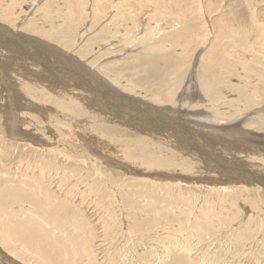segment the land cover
Here are the masks:
<instances>
[{
  "label": "bare ground",
  "instance_id": "obj_1",
  "mask_svg": "<svg viewBox=\"0 0 264 264\" xmlns=\"http://www.w3.org/2000/svg\"><path fill=\"white\" fill-rule=\"evenodd\" d=\"M87 1L89 2V0H86V2ZM99 1L103 2L104 0H98L97 2H99ZM115 1L116 0H114V2ZM117 1H116V3H117ZM5 2H7V1L5 0ZM9 2H11V0L8 1V3ZM31 2H32V0H31ZM47 2L50 3V0L46 1V3L44 1V3H45L44 6L42 8H40L43 11L44 16L46 18L44 16L43 17L47 21H51L53 14H55V13L58 14V12L61 11L62 14L60 12L59 16L61 18V16L63 15V17H62L63 22L57 24V27H54V26L52 27V24H51L52 29L43 30L41 28L39 29V28L35 27V25L33 24V21L28 20L27 16H26V18L25 17L23 19L21 18L22 20L19 24L17 22L16 28H18L20 26L21 30H25L28 33H34V34H37L40 36L46 35V37H48V40L50 39L52 41H58L60 43H63L67 47H68L69 43H71L73 45V44H76L78 40H81L80 42L78 41L79 46L77 47V50L75 51L79 57L86 56L85 54H86V52L88 53L89 47L91 45H93L94 43H96V45L94 46L95 52H94V57H92V59H85V58L80 59L77 56L74 57L71 53H66V50H65V52L60 51L59 49L55 48V44H54V46L47 44V43H44V46H42L41 44H37V43H40L39 42L40 40L38 41V39L34 38L33 36H30V34L28 35V34H24V33H19L21 31L14 32V30L10 29V26L9 27L7 26L8 23H9V25H15L17 16L20 15L21 13L16 14L17 15L16 17H13L10 19V14L12 12L10 11L11 13H9L8 8H6L9 4L5 6L6 9L3 8L0 12V18H2V20L4 22H6V24H7L6 25L4 22H0V43L4 41L5 44H3V45L4 46L6 45L7 47H9L10 50L13 52L12 58H9V60L13 59V57H16L18 60V61L15 60L16 62L12 63V64H14V66L16 68L14 69L13 68L14 66H13L12 67L13 69H11V66L9 65V63H11V62L8 60H5V59H4L5 60L4 61L2 59L3 55H1V53H0V85H1L0 94L3 95V99H4V106H3V110H2L3 112H2V116H1L3 118L2 123L5 127V131H6L8 137H11L12 139L14 138L17 141L23 142L24 143L23 148L26 147V149H27V147H28L29 150H32L34 156H36L34 161L33 160L30 161L26 155H25L26 157L24 156L25 158L22 157L23 159H20V161H18L19 164H17L15 167V169L17 170L15 172L16 174H14L13 176L11 175L12 179L10 180V182L7 181L8 178H7V180L5 179L9 183L8 188H6L5 190L2 189L3 186L0 188V246H2L4 248V251L6 252V254L9 253L10 257H11V255H12V257L14 256L17 260H20V262H22L23 264H119V263H121V264H140V263L144 264V263H146V261H148L147 259H149V252H147L146 248L140 249V250L136 249V248L138 247L139 244L149 243V241L151 239L156 237L155 235L158 234L159 230L164 229V230H168V232L166 234L164 232H162V233H164V235L161 238H159V240L157 241V242H159V245L158 244L155 245L157 247V249H158L157 251L159 253L156 255V257L160 258L161 262H163L164 258L169 257V256H174V259H178L179 258L177 255L178 252H180V251L182 252V250H183V249H181L183 247H179L177 249L176 243H174L172 241V239L170 238L174 233V232H172V230H173L172 223L173 222H177V224H178V226L174 225L175 227H178L177 232L178 231L183 232L184 230H186V228L184 226H187L189 221L193 220L192 221L193 223H192L189 231H191L194 236H197L199 241L202 240L203 238H205V236H216L218 234V232L223 231V228H225L227 225H230V222L225 223L226 219H229L230 221H232L238 217L237 210H234L235 209L234 207H233L234 209H232L233 201H230V193L238 194V192L241 190L247 191V190H249L251 188H255V187L264 188V134H260L262 132V130H260L261 131L260 133L253 130L254 127L257 128L256 130L263 128L262 126L264 124V116H262L260 114L264 110L262 108L261 109L255 108L253 112H250V118H249L248 124L250 127L253 126V129H248V128L239 129L240 126L238 127V124H241V123L246 121L245 115L237 116L236 119L234 120V122H236V123H234V124H230L232 122H229L228 124H226L227 123L226 120H228V121L231 120L228 117H231L232 115H230V114H232V113H229V115H227L225 113L220 112L219 113L220 115L219 114L218 115L221 117H218L217 115H214L215 114L214 111H213V113H211V112H209L203 108L195 110L194 106L191 104H188L187 108L180 111V109H181L180 103L183 101V97H180V92L178 93V91H179L178 89L182 86L181 84H183L182 82H183V79L185 77L184 72L186 73V71H187L186 67L187 66L183 67V65L180 63L181 59L179 60V58L181 56H180V54L176 55L174 52V49L171 50L172 48H169V47H168V49H170V50H163L162 49V47H164V44H161V43H163V40L161 39L162 42L156 40L155 38L158 35H154L160 31L159 27H157L158 25H156V28H154V29L151 28L153 25L149 26L151 29H149V27H146L147 30H145L143 35L139 36V37L138 36L136 37V35H135V31H138L137 30L138 27L134 28V26H130L129 23L126 24L125 22H122L121 28H124V29L120 30L119 33H116L115 31L114 32L111 31L112 29L115 28V26H113L114 27L113 28V27H110L109 25L107 28H103L102 31L92 33L90 29H92L93 27H90L91 24H89V23H92V20L91 19L88 20L91 22H88V21H86V23L83 22V20L87 17V15L83 14L84 11H82L83 13L80 12L81 11V10H79L80 6L78 3H76V0H69L67 2L68 3V6L66 8L67 10L60 9V11L58 10V8L55 10L53 8H51V6L53 5L52 1H51L52 5L48 4ZM79 2H81V1H79ZM67 3H66V5H67ZM26 4H28V3H26ZM59 4H61L60 1H59ZM82 4H84V3L82 2ZM158 4L161 6V8L166 6L164 2H159ZM29 5L31 7V4H29ZM55 5H57V4H55ZM87 5L88 4H86L85 6H87ZM123 5H126V4H123ZM12 6L13 5H11V7ZM33 6H35V4ZM94 6H95V4H94ZM103 6H104V4H103ZM17 7H19V6H17ZM84 8L86 9V7H84ZM166 8H168V7H166ZM34 9L35 8H33V10ZM94 9L96 10L97 8H94ZM122 9L125 10L126 8L122 7ZM95 10L92 11V13L95 12ZM124 10H122V11H124ZM178 10H179V8H178ZM23 11H21V12H23ZM97 11H99V10L97 9ZM97 11H96V13H97ZM106 11H107V8H106ZM156 11H157V9H156ZM176 11H175V13H176ZM180 12H181V10H180ZM189 12H191V11L189 10ZM196 12H197V10H196ZM14 13H16V12H14ZM104 13H105V11H104ZM192 13H194V12H192ZM192 13H191V15H192ZM40 14H42V13H39V15ZM154 14H155V11H154ZM127 15H129V14L127 13ZM176 15H178V14H176ZM194 15H196V14H194ZM29 16H28V18H29ZM34 16L35 15H33V17ZM95 16H93L95 19L98 18L97 17L98 15H95ZM104 17H106V15ZM135 17H136V15H135ZM149 17H151V15ZM158 17H156V20H158L157 19ZM180 17H182V15ZM151 18L153 19V17H151ZM18 19H20V18H18ZM125 19L126 18L123 17V20H125ZM190 19H189L190 23H187V25L184 23L186 25V27H184V28L181 27L182 29L179 30L178 33L175 32L176 33L175 35L173 34L174 32H171L172 34L170 33V35H169L170 37H168L165 40L169 41V42L170 41L173 42L175 40V38H178L181 35H183V36L186 35V32H188L190 28L192 29L194 24H195V21H193L195 18H190ZM26 20H28V21H26ZM182 20L183 19H181V21ZM79 21H81L82 24L84 23V25L82 26V24H80L82 26V28L79 31V36L78 37L77 36L72 37L69 33L73 32V31L76 32L75 30H76V27H78L77 25H78ZM133 21H134V19H133ZM157 22H160V21H157ZM40 23H42V22H40ZM54 23H55V21H54ZM93 23H94V21H93ZM99 23H98V25H99ZM108 23H109V21H108ZM179 23L182 24V22H179ZM98 25H95V27ZM159 25H161V24H159ZM165 27H164V29H165ZM45 28L47 29L48 26H46ZM143 28H145V26ZM160 29H161V26H160ZM169 29L170 28H168V30ZM108 30L111 31L109 33V35H107ZM89 31L92 34L89 33ZM161 31H163V30H161ZM88 33L90 35H87ZM188 33H190V32H188ZM236 33L238 34L239 37L242 36L244 38H249V36H250V33H244L243 32L241 34V31H240V32H235V33L233 32L232 34H230V38L237 39L238 36L236 35ZM254 33H259L263 37L264 36V27L262 25H258V27L256 26V30ZM103 34H104V37H102ZM138 34H140V33H138ZM152 34L154 36L152 38H149ZM243 34H245V35H243ZM112 36H114V38H116L117 41H113L114 39L111 40V38H113ZM131 36H133L135 38L134 43L138 42V40L141 37L142 38L148 37L146 40H144V39L143 40L145 41L144 44L149 45V48H151V49H146V47H145V49L142 48L134 54H131V52H130V53L125 54V55H123V54L119 55L122 52L120 45L123 43L122 45L126 46V44H127L126 41L128 39H130ZM205 36L206 35L204 34V36L202 37V41L200 40L201 43L198 46H200L202 43H203V45H208V44H206L207 43L206 41H208V40H206ZM223 36H225V34ZM183 38H185V36ZM102 40H106V43H108V44H106L107 45L106 47L101 48L100 44L102 42L97 43L98 41H102ZM143 40H142V43L144 42ZM182 41H183V39H182ZM211 41H214V40H211ZM241 41H239V42H241ZM35 42H37V43H35ZM226 42H227V39H226ZM213 43H214L213 45H212V43L210 45L212 51H218L219 47L215 46L216 42H213ZM242 43H243V41H242ZM129 44H131V42H129ZM253 44H254V42H253ZM39 45L44 50L49 51L50 49H52L55 53H56V51L59 52L58 55H59L60 59H62V60L65 59V61L67 60L69 62L71 61L75 67L79 68V70L81 72H77L76 74L74 73V76H72L71 73H67L66 77H68V79L71 80V78H74L73 81L68 82V83L69 84L71 83L72 84L71 87H74V89H77V91L79 88H82L83 89L82 91H84V89L85 90H87V89L84 86L86 83L83 81V79L89 81L91 83V89L93 90V92L95 91L94 93L96 94V96L99 99H101V101H104V102H101L102 107H101V111L100 110L99 111L104 113V115H106V113H108L110 115V113L107 112V110H110L114 114V116L111 115L108 117L112 122H117L119 125H123V126H124V124L125 125L129 124L128 126L131 128V130H136V131L139 130L140 132H143L144 135L146 134L152 139L156 138L155 136H161V137L165 138L166 145H167V142H169V141H167L168 139L166 138L167 135L172 138V141H173L172 136H174L177 140V143L173 147L179 146V148L183 149V151L181 149H178V150H181L182 153L183 152L184 153L185 152L191 153V154H193V156H194V154H196L195 153L196 151L198 152V154L200 153L201 155H203V153H202L203 150L200 147V145H198L195 142L188 140V138L187 139H180L179 137H176L175 135H181L179 133L180 130L176 131L177 130L176 127L175 128H173L174 126L170 127V125H169L170 123L168 124L169 125V127H168L166 124L168 122H166V120L181 119V121H182L183 119H186V121L188 123L196 124L195 127H197V128L201 127V126L206 127L207 133H212V132L214 133L215 130L218 128L217 125L218 126H220V125H224V126L234 125L235 127H237L239 129L240 135H242L241 136L243 139L242 141L245 144L244 145L242 143H239V144L237 143L239 146L238 147L236 143L235 144L232 143V144H234L235 149L238 150L241 148L244 151H246L247 153L255 155V157H252V159H251L252 161H249V162L247 161L248 162L247 163L248 169L247 168H240V167H239V169L229 168L228 169L229 173H228L226 166H228L230 164H228L226 166H223L221 163L216 164V165H219V167L221 166V169H222L221 171H218L217 168L216 169L212 168L211 167L212 165H210V167L207 166L208 169H206V171H211V174L212 173L217 174L218 172H220L221 175L227 174V175H225V176H227V178L225 180H223L221 177L220 178H214V179L213 178H210V179L203 178L204 182L207 181L206 187L208 186L210 191L218 193L219 194L218 197L213 196V195L212 196L207 195L206 192H205L206 194H204V192H203L202 193L203 195L200 194L201 195L200 196L199 193L197 194L195 192H192V190H190V189L189 190L191 192L189 190L188 191L185 190L184 185L188 184L189 182H190L189 184L194 185V186H202V184H204V182L201 184L198 181L201 179L200 177H197V178L192 177L191 179L188 178L187 179L188 181L181 179L182 177L181 178L167 179L168 177H171V176H168L167 178H163V177H160L159 174H151L148 171L143 170V168L142 169L139 168V170H137V171H134L135 169L133 168L134 169V170L132 169L133 172H131V174H129L128 172L131 171V168L128 165H125V164H128V162L127 163L125 162L124 165H122V166L126 169L125 171L127 172V174L130 175V176H128V178H130V179L128 180L124 177L119 182L112 180V178L109 176L108 172H106L101 167L103 164L102 162H107L106 161L107 157L104 158L101 155H98L97 151H94V152L92 151L93 154L95 153V155L93 156V154H92V156H90L88 153H87V155L82 154V152H85L86 150L83 151L80 149L77 151L76 148H74L75 150H73V148H72L71 150L69 149L70 151L69 150L66 151L64 148L58 147L59 145L52 147L51 144L47 141L48 138L46 140L42 137V134L38 133L40 128H32L34 130H37L38 132H36V131L33 132V130H31V128H29V127H28L29 130L23 129L24 127L22 128V125L24 126L27 124H29V125L34 124V120L32 118H34L36 120L37 117L39 116L38 114L35 113V111L39 112V110H45L46 108H44V107L40 108L41 104L38 105L37 102L35 103V101H38V97L36 95V92H37L36 90L39 89L38 85L36 83H34V84L29 83L30 81H28L26 79L25 80H19V79L13 78V77H12L13 78V81H12L11 80L12 78H10L11 76H9L7 73H6L7 74L6 75L4 72H7L8 69H11V71L9 70L10 72H23L24 73L30 68L33 69L34 67H32V66L30 67L28 65V62L26 61V59L23 58L21 55H23L22 53L24 52V50H29V49H31L33 51L31 54H37L36 52L39 53L41 51L40 50L41 47ZM187 45H188V43L186 42V44H184V46L186 47ZM135 47H137V46H135ZM245 47H247V46H245ZM47 48H49V49H47ZM259 48H260V46H259ZM137 49H138V47H137ZM251 49L253 50V48H251ZM123 51H124V49H123ZM199 51H200V49H199ZM208 51H209V49H208ZM208 51H207V53H208ZM248 51H250V50H248ZM5 53H4V55H5ZM197 53H198V51H197ZM8 54H10L9 51H8ZM206 55L207 54H205L204 56H206ZM30 56H33V55H30ZM102 56H105L106 58L112 56V60H105L103 63H99L100 60H99V62H97V60L100 59ZM214 56H215V54H214ZM33 57H30V58H32V60H33ZM48 57H49V54H48ZM209 58H210V56H209ZM33 62H37V61L33 60ZM42 62H43V60H42ZM49 63H50V61H49ZM90 63L93 64L92 66L95 65L94 66L95 68L92 67L91 65L89 66L88 64H90ZM97 64L99 65V69H97V67H98ZM209 64H208V66L205 65V67H202V72H203L202 74L200 73V67H196V65L193 66V68L194 67L195 68L192 69L191 71H194L193 74H196V77L198 78L197 79V86H199L201 92H204L205 95H209L208 96L209 100H214L216 102V101H219V98L222 96L221 87L222 86L224 87L227 84V82L225 80L226 73H229V75H230V72L227 69H225L224 67H219L217 69V71L215 70V72H217V73L214 74L213 71L211 72V70H212L211 67L215 68V65L213 64L214 66L210 65L211 67H209ZM8 65L10 66V68ZM63 65H66V64H63ZM189 65H190V62H189ZM251 65H252V62L250 64V68L246 67V68H248V70H250V72H248L249 75L245 74L243 76H244V78L246 76L247 77L248 76L254 77V79H252V81L247 79V81H248L247 83L245 82L246 80L244 81L245 82L244 83L238 79L239 82L237 84V86H238L237 91L239 92V94H238L239 96L237 97L236 96L237 94H235V97H237V99L240 101H244L245 100L244 98L249 97V100L253 101V102L259 98L256 102H254V103L259 104V103H262L264 100V98L262 96V94H264L263 93L264 92V65L262 63H260V65H259V62H257L256 65L254 63V66H251ZM71 68H73V67H71ZM56 69H58V68H56ZM37 70H38V68H37ZM32 71H35V70H32ZM35 72H37V71H35ZM59 72H61V71H59ZM32 74H34V73H32ZM38 76H40L38 79H42V77H43V75H37V77ZM45 76H47V75H45ZM119 76H120V78H119ZM243 76H240V77L242 78ZM121 78H123L122 81L120 80ZM186 78H187V75H186ZM232 78L233 77H231V80H232ZM190 79H191V77H190ZM194 79H196V78H194ZM42 80H46V77ZM47 80L53 81V80H51V78H48ZM26 81H28V82H26ZM199 81H201V83ZM19 82H20V87L26 89L28 92L31 91L30 92L31 94H28L29 95L28 97H26L24 95V93H26L25 92L26 90H24V92L19 93L20 91L18 92V90L16 89L15 85H16V83L18 84ZM54 82H56V80ZM89 82H88V84H89ZM144 82H146L147 87L153 86L155 88L160 87V89H161V92H159V90H157L154 94L149 92V93H151V98L160 102V101L166 100V98H165V95H166L167 97L172 98L170 101V102H172V105L171 106L163 105V104L159 105V103L158 104H157V102L152 103V101L150 102V100H149V102L144 101L143 98H139L137 95H134V94H138V93H134L132 90L129 89L130 86H132V87L138 86L139 87ZM245 84H247V85H245ZM183 86H185V85H183ZM197 86H196V88H197ZM230 86H231V84H230ZM144 87H145V85H144ZM235 87H236V85H235ZM190 88H192V87H190ZM65 89H67V88H65ZM226 89L227 88H225V90ZM39 90H42V89H39ZM62 90L64 91V89H62ZM71 90L73 92V88H71ZM185 90H186V88H185ZM225 90H224V92H227V90L226 91ZM82 91H80V93H82ZM43 92H42V95L43 96L46 95ZM130 92H133V94ZM152 92H154V91H152ZM32 93H34V94H32ZM60 93H62V91ZM75 93H78V92H75ZM80 93H78V94H80ZM161 93H163V94H161ZM186 93L187 94L189 93V89H188V92L186 91ZM56 94H57V92H56ZM62 94H64V93H62ZM90 94H87V95L90 96ZM95 94L92 95V97L93 96L96 97ZM69 95H72V94H69ZM87 95H84L85 97H81L80 99L82 100V98L83 99L87 98L86 100H88L89 96H87ZM174 95H176L175 96L176 98L174 97ZM196 95H197V93H196ZM198 95H197V97H199ZM256 95H258V98H256ZM58 96H59V94H58ZM72 96H74V94ZM190 96H191V94H190ZM261 96H262V98H261ZM64 97H65V99H67L66 95ZM228 97L229 98L231 97L230 94H228ZM6 98H7V100L5 101ZM75 98H77V96ZM189 98L190 97H188L187 99H189ZM65 99L63 101H65ZM198 99L202 100V98H198ZM193 100H195V97H193ZM193 100L191 98L189 103L193 104ZM93 101H95V100H93ZM93 101H91V102L93 103ZM44 102H45V100H44ZM69 103H68L69 105L79 104V106L81 104L80 101L78 103V102H76L75 99L74 100L70 99ZM88 103H90V102H88ZM201 103H203V105H205V106L208 104L209 105L211 104L210 102L205 101V100H202ZM249 103H250V106L251 105L253 106V104H251V102H249ZM218 104L222 105V100H221V103H218ZM46 105H48V104H46ZM52 105H53V103H52ZM142 105H144V106H142ZM130 106H132L134 108L137 107V109H134V108L131 109ZM183 106H184V104H183ZM95 107H97V106H95ZM141 107L143 110H141ZM188 107H192V109H194V110H192ZM145 108H146V110H145ZM206 108H208V107L206 106ZM210 109H213V108L210 107L208 110H210ZM233 110H234V108H233ZM68 111H70V110L68 109ZM142 111H144V112H142ZM215 111L217 114V110H215ZM245 111H247V110L245 109ZM77 112H80V110ZM93 112H94V110H93ZM228 112H230V109L227 110V113ZM72 113H71V115H72ZM84 114H86V113H84ZM248 114H249V112H248ZM63 115H64V113H63ZM81 115H83V114H81ZM60 117L63 118L62 116H60ZM222 117H224V118H222ZM103 118L106 119V116ZM103 118L101 117V120H103ZM186 121H182L183 122L182 125H179L177 127L180 129V127H183L185 125L184 123H186ZM209 122H211V124ZM35 124H36V122H35ZM95 125H97V124H95ZM79 128H82V127H79ZM85 129H83V130H85ZM112 129H113V127H112ZM79 130H77V131H79ZM104 130H106V129H104ZM190 132H191V130H190ZM200 134H202V133H200ZM77 135L78 134H76V136ZM231 135H229V137H231ZM51 136H53V135H51ZM181 136L183 137L185 135H181ZM84 137H85V135H84ZM139 137H141V136H139ZM243 137H246L247 139L246 138L244 139ZM49 139H50V137H49ZM239 139H240V137H239ZM74 141H75V139H74ZM211 141L213 143V140H211ZM82 142H84V141H82ZM131 142H135V140L131 141ZM219 142H220V139H219ZM222 142L223 141H221V143ZM169 143L171 145V142H169ZM212 143H210V145ZM174 144H175V142H174ZM123 145H124V142H123ZM130 145H132V144L130 143ZM140 145H137V146H140ZM70 146L72 147L73 145H70ZM9 147H11V145ZM73 147H75V146H73ZM126 147H129V146H126ZM16 148H18V147H16ZM146 148H148V147L146 146ZM10 149H12V148H10ZM89 149L94 150V148H89ZM142 149H143V146H142ZM171 149H172V147H171ZM227 149H230V148H227ZM98 150L101 151L99 148H98ZM184 150H187V151H184ZM216 151H218V150H216ZM149 153L147 154L148 156L150 155ZM56 155H62L63 156L62 159L60 160V165L49 162V160L57 159L58 156L56 157ZM125 155L128 157V154L126 152H125ZM158 155H156L154 158H150L149 160H145L144 161L145 164H147L150 167L153 166L155 168V166L167 165V164L172 165L173 163H175V164L177 163L176 159H166L163 155H161V157H158ZM95 156H97V157H95ZM178 156L180 157V155H178ZM7 157H9V156H7ZM185 158H184V160H187ZM88 159L91 161V164L93 166L92 171L90 169V171L89 170L84 171V172L79 171V173H78V172H75L78 170H75V171H73V169L70 170V167H72L70 165H72L73 163L78 165L82 162L84 165H86V162ZM100 159L102 162L100 161ZM203 160L204 161L206 160L205 162L208 161L207 159H205V157L203 158ZM193 161H195V160H193ZM136 163H137V160H136ZM197 163H198V161H197ZM139 164H141V162ZM213 166H215V165H213ZM78 167H79V165H78ZM150 167H149V169H150ZM182 167H184V166H182ZM232 167H234V166H232ZM147 170H148V168H147ZM156 170H157V167H156ZM125 171H123L124 174L122 173L120 175V178L122 177V175L125 176V174H126ZM154 171H152V172L154 173ZM216 171H218V172H216ZM178 172H182V170L178 171ZM235 172H237V173H235ZM163 173H165V172H163ZM168 173H170V169H169ZM172 173H174V172H172ZM183 173H185V172L183 171ZM12 174H13V172H12ZM6 175L2 172L0 173V176H6ZM189 175L190 174H187L188 177H189ZM208 175L210 176L209 173H208ZM113 177H115V176H113ZM179 177H180V175H179ZM13 179H16V180L14 182H12ZM161 179H163V180L165 179V180L162 181ZM180 180H182V181H180ZM186 182H188V183H186ZM216 182H219V183H216ZM22 185L25 188H30L31 193L26 192L27 194H22V193H24V192H22V190L24 188V187H22ZM25 185H28V187ZM194 186H193V188H194ZM11 187H12V189H11ZM190 188H191V186H190ZM222 192H224V195L222 194ZM125 223H126V228H123L122 224H125ZM251 223H253V222H251ZM187 227H189V226H187ZM227 228H228V226L226 227V230H227ZM240 228L238 227V229H235V231L233 230V232H232V230L230 231V232H232V233H230L231 237H233L232 242L235 245L242 243L243 240L250 239V237H252V231H253L254 226L252 224H250L247 227L244 226L242 229H240ZM118 234H121V236L124 237V239L126 237L135 238V243L133 244V248H134V251L136 249L137 252L135 253L134 258L128 259L127 256L125 255L126 254L125 252L120 253V250L116 249V238H117ZM187 234L189 235V233H186V236H187ZM191 235H189V237ZM158 237H160V236H158ZM126 243H127V241H126ZM161 244H162V248H161V250H159ZM102 246L105 248L101 250ZM147 247H149V246H147ZM123 248H125V245L123 246ZM126 249H128V243H127ZM172 249H174V250H172ZM100 251L102 252L103 255L101 257H98V255L101 254ZM184 252H186V250ZM250 254H251V252H250ZM0 257H2L1 254H0ZM231 257L235 258V256H231ZM100 258L102 259L101 261H99ZM3 259H7V257L3 258ZM142 260H146V261H142ZM152 261H156V260H152ZM235 261H237V259ZM239 263H241V262H239Z\"/></svg>",
  "mask_w": 264,
  "mask_h": 264
},
{
  "label": "rangeland",
  "instance_id": "obj_2",
  "mask_svg": "<svg viewBox=\"0 0 264 264\" xmlns=\"http://www.w3.org/2000/svg\"><path fill=\"white\" fill-rule=\"evenodd\" d=\"M6 1L7 2H5V0H0V12H1V10L3 8H5L6 5L9 4L6 8H8L9 13L12 12L10 14V19L13 18V17H16L17 16L16 14H20L21 13L20 15L17 16V19L18 18H20V19H18V20L16 19V24L15 25H9V23L7 25L6 22H4L2 20V18H0L1 19L0 22H4L8 27L10 26V29L14 30V32L21 31L19 33H24V34H28V35L30 34V36H33L34 38L38 39V41L40 40L39 41L40 43H37V42H35V43L41 44L42 46H44V43L50 44L52 46H54V44H55V48H57V49H59L60 51H63V52H65V50H66V53H71L74 57L77 56L80 59H83V58L92 59V57H94V52H95L94 46L96 45V43H94L93 45H91L89 47L88 53L86 52V54H85L86 56L79 57L75 51L77 50V47L79 46L78 43L81 40H78L79 42L77 41V43L73 44V45L71 43H69V45L67 47L66 45H64L63 43H60L58 41H52L50 39H49L50 40L49 41L48 37H46V35L40 36V35H37V34H34V33H28L25 30H21L20 26L18 28H16L17 22L19 24L24 17L26 18V16H27V19L33 21V24L35 25V27H37L39 29L40 28L43 29V30L52 29L51 28V24H52V27L53 26L57 27V24L63 22V20H62L63 15L61 16V18L59 16V13L61 12L60 9L67 10L66 9L67 6H68L67 2L69 0H50V3L47 2L48 4H51L53 2V5L52 4H51L52 6L50 5L51 8H53L54 10L58 8V10L60 11V12H58V14H56V13L53 14V16L51 18V21H47L45 19L46 17L44 16L43 11L40 9V8H42L44 6L46 1H48V0H39V1L35 0L36 2L34 0H32V2H31V0H11V2H9V3H8V1H10V0H6ZM44 1H45V3H44ZM59 1H60L61 4H59ZM79 1H81V2H79ZM97 1L98 0H89V2L88 1L86 2V0L85 1L84 0L83 1L82 0H76V3H78L79 6H80V9H79V10H81L80 12L83 13L82 11H84L83 14L87 15V17L83 20V22L86 23V21H88L90 19L92 20V23H89V24H91L90 27H93L92 29H90L92 33L102 31V29L103 28H107L108 25L110 27L115 26V28L113 27L114 29H112L111 31H113V32L115 31L116 33H119L120 30L124 29V28H121L122 22H125L126 24L129 23L130 26H134V28L138 27V29H137L138 31H135V35H136V37L137 36L139 37V36L143 35L145 30H147L146 27H149V26L153 25L151 28L154 29V28H156V25H158L157 27H159L160 31L157 32V34H154V35H158L155 38L156 40L161 41V42L163 40V43H161V44H164V47H162V49L163 50H170V49H168V47H169V48H172L171 50L174 49V52H175L176 55L180 54V56H181L179 58V60L181 59L180 63L183 65V67L187 66L186 68H187V71L189 72L188 73L186 71L187 74L184 72L185 77H184L183 82H182L183 84H181V85L182 86L185 85V86H183V87L181 86L180 87L181 89L180 88L178 89L179 90L178 93L180 92V97H183V101L180 103V108H181L180 111H182L185 108H187L188 104H191V105L194 106L195 110L203 108V109H205V110H207V111H209L211 113H213V111H214V113H215L214 115H217L218 117H221V116H219L220 112L221 113H225L227 115H229V113H232V114H230L232 116L228 117L231 120L230 121L226 120L227 121L226 124H228L229 122H232L230 124H234V123H236V122H234V120L236 119L237 116L245 115V117H246V119H245L246 121L245 122L246 123L243 122L241 124H238V127L240 126L239 129H246V128L253 129V126L250 127L249 124H248V121H249V118H250V112H253L255 108L256 109H261L262 108L264 110V103H263L264 100L262 102L263 104L259 103L260 105L258 103H254V102H256L259 99L258 95H256V98H258V99L256 101H254V102L250 101L249 97H246V98L243 97L245 99L244 101L238 100L237 97L239 96L238 95L239 92L237 91V88H238L237 84H238L239 80L242 81V82H244L246 80L245 82L247 83L248 82L247 79L250 80V81H252V79H254V77H250V76H248V77L246 76L245 77L246 79H245L244 76H243L245 74L249 75L248 72H250V70H248V68H250L251 62H252L251 66H254V63L256 65L257 62H259V65H260V63H262L264 65V38H263L264 36L262 37L261 34L254 33L255 30H256V26L258 27V25H262L264 27V0H127V1L126 0L125 1L124 0H118V1L116 0L117 3H116V1L114 2V0H108V1L104 0L103 2L102 1L101 2L100 1L97 2ZM82 2L84 4H82ZM159 2H164L166 6L161 8V6L158 4ZM26 3H28V4H26ZM66 3H67V5H66ZM122 3L126 4V5H123ZM29 4H31L32 8L30 7ZM34 4H35L36 7L33 6ZM55 4H57V5H55ZM86 4H88V5L85 6ZM94 4H95V6H94ZM103 4H104V6H103ZM11 5H13V6L11 7ZM17 6H19V7H17ZM121 6L123 8H126L125 9L126 11L124 9H122ZM84 7H86V9ZM166 7H168V8H166ZM33 8H35L36 10L35 9L33 10ZM94 8H97L99 11H97V9L95 10ZM106 8H107V11H106ZM178 8H179V10H178ZM121 9L124 10V11H122ZM156 9H157V11H156ZM94 10H95V12L92 13V11H94ZM180 10H181V12H180ZM189 10L191 12H189ZM196 10H197V12H196ZM21 11H23V12H21ZM96 11H97V13H96ZM104 11H105V13H104ZM154 11H155V14H154ZM175 11H176V13H175ZM14 12H16V13H14ZM192 12H194V13H192ZM39 13H42V14L39 15ZM127 13L129 15H127ZM191 13H192V15H191ZM61 14H62V12H61ZM176 14H178V15H176ZM194 14H196V15H194ZM33 15H35V16L33 17ZM95 15H98L97 16L98 18L95 19L93 17ZM103 15L104 16L106 15V17H104ZM135 15H136V17H135ZM150 15H151V17H153V19L151 17H149ZM181 15H182V17H180ZM28 16H29V18H28ZM123 17H125L126 19L123 20ZM156 17H158L157 18L158 20H156ZM190 18H195L193 20V21H195V24H194L192 29L191 28L189 29L188 32H190V33L186 32V35H184L185 38H183L184 36L181 35L178 38H175V40L173 42L172 41L169 42V41L165 40L168 37H170L169 35H170L171 32H174L173 34L175 35L176 34L175 32L178 33L179 30H181L182 28L186 27L187 23H190V21H189ZM133 19H134V21H133ZM181 19H183V20L181 21ZM28 20H26V21H28ZM107 20L109 21V23H108ZM54 21H55V23H54ZM81 21L78 22V25H77L78 27H76V30H75L76 32L73 31V32L69 33L72 37H76V36L78 37L79 36V31L82 28V26L84 25V23L82 24ZM93 21H94V23H93ZM157 21H160V22H157ZM40 22H42V23H40ZM88 22H91V21H88ZM179 22H182V24L179 23ZM98 23H99V25H98ZM42 24L45 27L48 26V28L46 29ZM80 24H82V26ZM159 24H161V25H159ZM95 25H98V26L95 27ZM143 25L145 26V28H143L144 27ZM160 26H161V29H160ZM163 26L164 27L166 26L167 28L165 27V29H164ZM151 28L149 27V29H151ZM168 28H170V29L168 30ZM161 30H163L164 32L161 31ZM111 31L108 30L107 31V35H109V33ZM240 31H241V34L243 32L244 33H250L249 38H244L242 36H240L241 37L240 38L237 33H236V35L238 36L237 39L230 38V34H232L233 32L235 33V32H240ZM91 32L89 31V33H91ZM89 33L87 35H90ZM138 33H140V34H138ZM204 34L206 35L205 36L206 40H208V41H206L207 42L206 44H208V45H203V43H202L200 46H198L201 43L202 37L204 36ZM224 34H225V36H223ZM154 35L152 34L149 38H152ZM243 35H245V34H243ZM102 37H104V34L102 35ZM112 37L113 38L110 37L111 40L114 39L113 41H117V39L114 38V36H112ZM147 38L148 37H146V38H142L141 37L139 39L140 41L138 40V42L134 43V39L135 38L133 36H131L130 39H128L126 41L127 42L126 46H123L122 45L123 43L121 42L122 44L120 45V48H121L122 52L119 55H122V54L125 55V54H128L130 52H131V54H134V53H136L138 50H140L142 48L145 49V47H146V49H151V48H149V45H145L144 44L145 43L144 40H146ZM225 38L227 39V42H226ZM182 39H183V41H182ZM142 40L144 41L143 43H142ZM211 40H214V41H211ZM241 40L243 41V43H242ZM239 41H241V42H239ZM129 42H131V44H129ZM186 42L188 43V45L185 47L184 44H186ZM210 42L212 43V45L214 44L213 42H216L215 46L219 47L218 51H212L211 46H210L211 45ZM253 42H254V44H253ZM97 43H101L100 44L101 48L102 47H106L107 46L106 44H108V43H106V40L98 41ZM0 44L2 45V46L0 45V53H1V55H3L2 59L10 61L11 63H9V65L11 66V69H13V68L15 69L16 67L12 63L18 61L17 58L13 57V59L9 60V58H12V55H13L12 53L13 52L10 50L9 47H7L6 45L5 46L3 45V44H5L4 41L1 42ZM135 46H137L138 49ZM243 46L244 47L247 46V47L244 48ZM259 46H260V48H259ZM122 48L124 49V51H123ZM251 48H253V50ZM47 49H49V48H47ZM199 49H200V51H199ZM208 49H209L210 52L208 51ZM7 50L9 51L10 54H8ZM30 50L31 49L24 50V52L22 53L23 55H21V56L26 59V61L28 62V65L30 67L31 66L34 67L33 69L30 68V69L27 70L28 72L26 71L24 73L23 72H10L11 69H8L7 72H4L5 74L7 73L9 76H11L10 78L13 77V78H16V79H19V80H25L26 79V80L30 81L29 83H33V84L36 83L38 85V88L42 89L44 91L43 92L42 90H39V89L36 90L37 91L36 95L38 97V101H35V103L37 102L38 105L41 104L40 108L44 107L46 109L45 110H39V112L35 111V113L38 114L39 116L37 117L36 120L34 118H32L34 120V124H30L31 126L29 124L24 125V126L22 125V128L24 127L23 129H27V130H29V128H31V130H33V132H35V131L38 132V131L34 130L32 128H40L38 133L42 134V137L44 139L47 140V138H48L47 141L51 144L52 147H55V146L59 145L58 147L64 148L66 151L69 150V149L71 150L72 148H73V150H75L74 148H76L77 151L80 150V149L83 150V151L86 150L85 152H82V154L87 155V153H88L90 156H92L94 151H97L98 155H101L104 158L107 157L106 158L107 162H102L101 159H100V161L103 163L101 167L106 172H108V174L112 178V180H115V181L119 182L124 177L129 180L130 178H128V176H130L129 174H131V172H133L134 169H135L134 171H137V170H139V168L140 169L143 168V170H146V171H148L151 174H159V176L163 177V178H167L168 176L172 177V178L168 177L167 179L181 178L182 177L181 179L187 180L188 178L191 179L192 177H194V178L200 177L201 179L198 180V181L202 184L204 182L203 178H208V179L213 178L214 179V178H220L221 177L223 180H225L227 178V176H225L227 174H222L221 175V173L218 172V171H221L222 169H221V166L219 167V165H216V164L221 163L223 166H226V165L230 164V165L226 166L227 170L229 168H237V169H239V167L248 169L247 163L249 161H252L251 160L252 157H255V155L247 153L246 151H244L241 148L238 149V150L235 149V147H234L235 143L236 144L237 143L238 144L239 143L244 144V142L242 141L243 139L241 137L242 135H240L239 129L237 127H235L234 125H226V126H224V125L218 126L217 125L218 128L215 130L214 133L213 132L212 133H207L206 132L207 131L206 127L201 126V127L197 128V127H195L196 124L188 123L186 121V119L182 120V121H186V123H184L185 125L183 127H180V129L177 126L182 125L183 122L181 121V119H176V120L175 119H169L170 121L166 120V122H168V123H166L168 127H169V125H170V127L174 126L173 128H175V127L177 128L176 131L180 130L179 133L181 135H185L183 137L181 135H175L176 137H179L180 139H187L188 138V140H190L192 142H195L198 145H200V147L203 150L202 151L203 155H201L200 153L198 154V152L196 151L195 152L196 154H194V156H193V154H191V153H187V152H185V153L183 152L182 153L181 150L183 151V149L179 148V146L178 147L177 146L173 147L177 143V140H176V138L174 136H172V137H173V141L175 142V144L172 141V138L169 137L166 134L167 135L166 138L168 139L167 141L171 142V145H170L169 142H167V145H166L165 138H163L161 136H155L156 138H153L154 139L153 140L148 135H146V134L144 135V133L140 132L139 130H137V131L136 130H131V128L128 126L129 124H127V125L124 124V126H125L124 127L123 125H119L117 122H112L108 117L111 116V115L114 116V114L110 110H107V112H109L110 115L108 113H106V115H104V113L100 112L101 111V107H102L101 106V102H104V101H101V99H99L96 96V94L94 93L95 91L93 92V90L91 89V83L89 81L83 79V81L86 83L84 86L87 89V90L84 89V91H82L83 90L82 88H79L78 91H77V89H74V87H71L72 86L71 83H70L71 85L68 83V82L73 81L74 78H71V80L68 79V77H66L67 73H71V75L74 76V73L76 74L77 72H81L78 67H75L72 64L71 61L69 62L67 60L65 61V59L64 60L60 59L59 55H58L59 52L56 51V53H55L52 49L47 51V50H44L41 47L40 48L41 51L39 53L36 52L37 54H31L33 51L32 50L30 51ZM248 50H250V51H248ZM197 51H198V53H197ZM207 51H208V53H207ZM4 53H5V55H4ZM48 54H49L50 58L48 57ZM205 54H207V55L204 56ZM214 54H215V56H214ZM30 55H33L34 57L30 56ZM209 56H210V58H209ZM30 57H33V60L37 61V62H33L32 58H30ZM101 58L98 59L97 62H99V60H100L99 63H103L105 60H112V56L107 57V58L105 56H102ZM42 60H43L44 63L42 62ZM49 61H50V63H49ZM189 62H190L191 66L189 65ZM63 64H66V65H63ZM208 64H209V67H211L210 65H213V64L215 65V68L211 67V69H212L211 72L213 71L214 74L217 73V72H215V70L217 71V69L219 67H224L225 69H227L230 72V75H231L230 76L229 73H226L225 80L227 82V84H226L227 86L225 85L224 87L223 86L221 87L222 96L219 98V101H216V102L214 100H209V97H208L209 95H205L204 92H201L199 86H197V79L198 78L196 77V74H193L194 71H191L192 69L195 68V67L193 68V66L196 65V67H200V73L202 74L203 73L202 72V67H205V65L208 66ZM88 65L92 66L93 64L90 63ZM10 66H9V68H10ZM94 66H92V67H94ZM55 67L58 68V69H56ZM71 67H73V68H71ZM246 67H248V68H246ZM37 68H38V70H37ZM97 69H99V65H98ZM32 70H35L37 72L32 71ZM59 71H61V72H59ZM32 73H34V74H32ZM37 75H43L42 79H44L46 77V80L38 79L40 76L37 77ZM45 75H47V76H45ZM186 75H187V78H186ZM240 76H243V77L241 78ZM190 77H191V79H190ZM231 77H233L232 80H231ZM13 78L11 79L12 81H13ZM48 78H51V80H53V81H48L47 80ZM119 78H120V76H119ZM194 78H196V79H194ZM122 79L123 78H121L120 80L122 81ZM55 80H56V82H54ZM28 81H26V82H28ZM88 82H89V84H88ZM199 82L201 83V81H199ZM192 84L193 85L195 84V85L193 86ZM230 84H231V86H230ZM144 85H145V87H144ZM235 85H236V87H235ZM245 85H247V84H245ZM15 86H16V89L18 90V92L20 91L19 93L24 92V90H26V89L20 87V82L18 84L16 83ZM196 86H197V88H196ZM146 87H147L146 82H144L139 87L138 86L137 87L130 86L129 89L132 90L134 93H138V94H134V95H137L139 98H143L144 101L149 102V100H150V102L151 101H152V103L153 102H157V104L159 103V105H162V104L163 105H169V106L172 105V102H170L172 98L167 97L166 95H165L166 100L160 101V102H158V101L154 100L153 98H151V93L154 94L157 90H159V92H161L160 87L159 88H155L153 86H151V87L148 86L147 88ZM190 87H192V88H190ZM0 88H1V85H0ZM65 88H67V89H65ZM71 88H73V92H72ZM185 88H186V90H185ZM187 88L189 89V93L188 94L186 93V91L188 92ZM225 88H227L226 89L227 92H224ZM62 89H64V91ZM61 91L64 94L67 92L65 94L67 99H65V97H64L65 95L64 94L60 93ZM74 91L78 92V93H80V91H82V93L78 94V93H75ZM152 91H154V92H152ZM25 92L26 93H24V95L26 97L29 96L28 94H31L30 93L31 91L28 92L26 90ZM42 92L44 94H46V95L43 96ZM56 92H57V94H56ZM133 92H130V93L133 94ZM149 92H151V93H149ZM196 93H197V95L199 94L198 95L199 97H197ZM32 94H34V93H32ZM58 94H59V96H58ZM69 94H72V95L74 94V96L69 95ZM87 94H90V96L87 95ZM94 94H95L96 97H94V96L92 97V95H94ZM161 94H163V93H161ZM190 94H191V96H190ZM228 94H230V96H231L230 98L228 97ZM235 94H237L236 95L237 97H235ZM84 95L89 96L88 100H86L87 98L86 99L82 98V100L80 99L81 97H85ZM76 96H77V98H75ZM175 96L176 95H174V97ZM187 96L190 97V98L187 99L188 98ZM262 96L264 98V94H262ZM262 96H261V98H262ZM193 97H195V100H193ZM191 98L193 100V104L189 103ZM198 98H202V100L208 101L211 104L210 105L209 104L206 105L208 107V108H206V106L203 105V103H201L202 100L201 99L199 100ZM64 99H65V101H63ZM70 99L71 100L75 99L76 102H78V103L80 101V103H81L80 106H79V104L69 105L70 104L69 103ZM6 100H7V98L5 99V101ZM44 100H45V102H44ZM93 100H95V101H93ZM221 100H222V105L218 104V103H221ZM91 101H93V103ZM88 102H90V103H88ZM249 102H251V104H253V106L251 105L252 107L250 106ZM52 103H53V105H52ZM46 104H48V105H46ZM183 104H184V106H183ZM3 106H4V99H3V95L0 94V173L2 172L5 175L8 173L6 176H0V188L3 186L2 189L5 190L6 188H8V185H9V183L7 181L10 182V180L12 179V176L14 174H16L15 172L17 170L15 169V167H16L17 164H19L18 161H20V159L25 158L26 156L28 157V159L30 161L31 160L34 161L36 156H34L32 150H29L28 147H27V149H26V147L23 148V144H24L23 142L17 141L14 138H13L14 139L13 140L11 137L7 136V133L5 131V127H4L3 123H2L3 118L1 117L2 116V112H3L2 111L3 110ZM95 106H97L98 108L95 107ZM142 106H144V105H142ZM192 107H188V108L192 109ZM210 107L213 108V109L208 110ZM130 108L132 109L134 107L130 106ZM233 108H234V110H233ZM68 109L70 111H68ZM134 109H137V107H135ZM194 109H192V110H194ZM229 109H230V112L227 113V110H229ZM245 109L247 111H245ZM79 110H80L81 113L77 112ZM93 110H94V112H93ZM141 110H143L142 107H141ZM145 110H146V108H145ZM215 110H217V114H216ZM82 111L84 113H86V114H84ZM70 112L71 113L73 112L72 115H71ZM142 112H144V111H142ZM248 112H249V114H248ZM63 113H64V115H63ZM81 114H83V115H81ZM263 114H264V111H262L260 115L264 116ZM60 116H62L63 118H61ZM105 116H106V119L108 121L103 118ZM101 117L103 118V120H101ZM222 118H224V117H222ZM35 122H36V124H35ZM209 123L211 124V122H209ZM95 124H97V125H95ZM79 127H82V128H79ZM112 127H113V129H112ZM262 127L263 128L262 129L260 128L259 130H256L257 128L254 127L253 130L258 132V133H260L261 132L260 130H262V132L260 134H264L263 133L264 132V124H263ZM83 129H85V130H83ZM104 129H106V130H104ZM77 130H79V131H77ZM190 130H191V132H190ZM200 133H202V134L204 133V134L202 135ZM76 134H78V135L76 136ZM228 134L229 135L232 134L231 137H229ZM51 135H53V136H51ZM84 135H85V137H84ZM138 135L141 136V137H139ZM238 136L240 137V139H239ZM49 137H50V139H49ZM243 138L245 139L246 137H243ZM74 139H75V141H74ZM219 139H220V142H219ZM134 140H135V142H131V141H134ZM211 140H213V143H212ZM82 141H84V142H82ZM122 141L124 142L125 146L123 145ZM221 141H223V142L221 143ZM130 143L132 145H130ZM210 143H212V144L210 145ZM232 143H234V144H232ZM238 144H237V146H238ZM10 145H11V147H9ZM70 145H73L75 147H73V146L71 147ZM137 145H140V146H137ZM126 146H129V147H126ZM142 146H143V149H142ZM146 146L148 148H146ZM16 147H18V148H16ZM171 147H172V149H171ZM10 148H12V149H10ZM89 148H94V150H91ZM98 148L101 151H99ZM227 148H230V149H227ZM178 149H181V150H178ZM215 149L218 150V151H216ZM184 151H187V150H184ZM125 152L128 154L129 158L125 155ZM148 153L150 154L149 155L150 157L147 155ZM94 155H95V153L93 154V156ZM156 155H158V157H161V155H163L166 159H176L177 163L176 164L173 163L172 165L171 164H167V165L155 166V168L153 166H151L152 167L151 168L150 166L145 164V162H144L145 160H149L150 158H154ZM178 155H180V157ZM7 156H9V157H7ZM203 156L205 157V159L208 160L207 162H205L206 160L205 161L203 160V158H204ZM56 157H57V159L49 160V162L55 163L57 165H60V160L62 159L63 156L62 155H56ZM95 157H97V156H95ZM184 158L187 159V160H184ZM136 160H137L138 164L136 163ZM193 160H195L196 162L193 161ZM197 161H198L199 164L197 163ZM125 162L126 163L128 162V164H125V165H128L131 168V171L128 172L129 174H127V172L125 171L126 169L122 166V165H124ZM140 162H141V164H139ZM78 165H79L80 168L78 167ZM78 165L73 163L72 165H70V166H72V167H70V170L71 169H73V171L78 170V171H75V172L79 173V171L80 172H82V171L84 172V171H88V170L90 171V169L92 171V169H93V166H92L91 161L89 159L87 160L86 165H84L82 162L80 164H78ZM181 165L184 166V167H182ZM210 165H212L211 166L212 168H215V169L217 168L218 169V171H216V172H218L217 173L218 175L216 173H212L211 174V171H206V169H208V167H210ZM213 165H215V166H213ZM232 166H234V167H232ZM149 167H150V169H149ZM156 167H157V170H156ZM147 168H148V170H147ZM168 168L170 169V173H168L169 172ZM177 170L178 171L182 170V172H178ZM123 171H125L126 174H125V176L122 175V177L120 178V175L123 173ZM152 171H154V173ZM183 171L185 173H183ZM12 172H13V174H12ZM163 172H165V173H163ZM172 172H174V173H172ZM207 172L210 174L211 177L208 175ZM228 173H229V170H228ZM235 173H237V172H235ZM187 174H190L189 177L187 176ZM179 175H180V177H179ZM113 176H115V177H113ZM7 178H8V180H7ZM15 180L16 179H13L12 182H14ZM161 180L164 181L165 179L164 180L161 179ZM180 181H182V180H180ZM219 182H216V183H219ZM186 183H188V182H186ZM188 184L184 185L185 190H187V191L190 189V190H192V192H195L197 194L199 193V195L200 194L203 195L202 193L204 192V194L207 193V195H210V196H212V195L213 196H217V197L219 196L218 193L210 191L208 186L206 187L207 181H205L204 184H202V186H194V185H191V184L188 185ZM25 186L28 187V185H25ZM190 186H191V188H190ZM193 186H194V188H193ZM22 187H24V186L22 185ZM11 189H12V187H11ZM22 192H24L22 194H27L26 192H28V193L30 192L31 193V189L24 187ZM222 194L224 195V192H222ZM230 201H233L232 209L235 208L234 210H237L238 217L235 220H232V221H230L229 219L225 220L226 221L225 223L230 222V225H227L228 226L227 230H226V227H227L226 226L225 228H223V231L218 232V234L216 233L217 234V235L215 234L216 236H205V238H203L202 240L199 241L197 236H194L192 234V232L189 231L190 228H191V225L193 223L192 222L193 220L189 221V223L187 225L189 227L184 226L186 228V230H184L183 232H179V231L177 232L178 227H175L174 225L178 226V224H177V222H173L172 223V227H173L172 232H174V233H173V235L170 238L172 239V241L174 243H176V246H177L176 248L177 249L179 247H183V248H181V249H183L182 252L180 251V252H178V254L176 253L179 258L178 259H174V256H169V257L164 258L163 262H161V259L156 257V255L159 254V253H158V251H157L158 249H157V247L155 245L156 244L159 245V242H157L159 240V238H161L164 235V233L166 234L168 232V230L161 229V230L158 231V234H157L160 237L155 235L156 237L151 239L149 241V243L139 244L138 247L136 248V249H139V250L146 248L147 252H149V259H147L148 261L142 260V261H146V263H144V264H264V188L255 187V188H251V189H249L247 191L241 190V191L238 192V194L230 193ZM251 222H253V223H251ZM249 223L254 226L253 231H252V237H250V239H248V240H243L242 243H239V244L235 245L232 242L233 237H231L230 233H232L233 230L235 231V229H238V227L239 228L241 227L240 229H242L244 226L247 227L248 225H250ZM122 227L126 228V223L122 224ZM231 230H232V232H230ZM162 232H164V233H162ZM186 233H189V235H191V234L192 235L189 237L188 234L186 236ZM126 241L128 243V249H126V247H127ZM134 243H135V238L126 237L124 239V237H122L121 234H118V236L116 238V249L120 250V253L121 252H125L126 253L125 255L127 256V258L128 259H132V258L135 257V253L137 252L136 249L134 251V248H133V244ZM124 245H125V248H123ZM147 246H149L150 248L147 247ZM0 247H1L0 248L1 256L3 258L7 257V259H3L2 257H0V260L1 259L3 260V261L2 260L0 261V264H16V263L17 264H23L22 262H20V260H17L14 256L12 257V255H11V257H10V254L9 253L6 254V252L4 251V248L2 246H0ZM104 248L105 247L102 246L101 250L104 249ZM161 248H162V244L160 245L159 250H161ZM172 250H174V249H172ZM185 250H186V252H184ZM250 252H251V254H250ZM100 253L101 254H99L98 257H101L103 255L101 251H100ZM231 256H235V258H232ZM236 259H237V261H235ZM101 260L102 259L100 258L99 261H101ZM152 260H156V261H152ZM239 262H241V263H239ZM119 264H121V263H119ZM140 264H142V263H140Z\"/></svg>",
  "mask_w": 264,
  "mask_h": 264
}]
</instances>
